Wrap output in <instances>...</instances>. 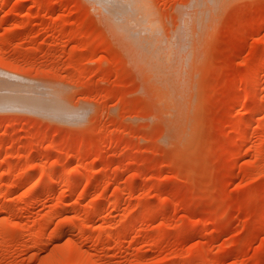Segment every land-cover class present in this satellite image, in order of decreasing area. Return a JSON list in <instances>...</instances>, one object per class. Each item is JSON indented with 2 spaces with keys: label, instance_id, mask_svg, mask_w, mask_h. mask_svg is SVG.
Returning <instances> with one entry per match:
<instances>
[{
  "label": "rangeland",
  "instance_id": "374dc122",
  "mask_svg": "<svg viewBox=\"0 0 264 264\" xmlns=\"http://www.w3.org/2000/svg\"><path fill=\"white\" fill-rule=\"evenodd\" d=\"M96 1L0 0V264H264V0Z\"/></svg>",
  "mask_w": 264,
  "mask_h": 264
},
{
  "label": "bare ground",
  "instance_id": "6f19581e",
  "mask_svg": "<svg viewBox=\"0 0 264 264\" xmlns=\"http://www.w3.org/2000/svg\"><path fill=\"white\" fill-rule=\"evenodd\" d=\"M193 1H195V0H193ZM193 1H192V3H194ZM214 1H215V0H213L212 4H211V2H209V3H210L211 5H214V4H213ZM218 1H219V0H218ZM223 1H225V0H223ZM97 2H98L99 4L102 5V6L99 5V7H102V8H104V9L107 11V12H106L104 9H102V10H104L105 13H109V14H110V16H111L110 18H112V19L114 20V23H115V21H116V22H118V23H120V24H126V26L128 27V30H127L126 27L123 26V27L126 28V30H127V31H126V30L123 31V29L121 30V32L123 33V35H124L125 32L127 33L128 31H130L129 28H131V26H128V25H127L126 21H128V19H126V17L129 18V16H127V15H129V14L131 15V16H130L131 18L133 17L132 14H133L134 11H135V10H133V8L136 6V5H135V6L133 7V5H134L133 3H134V2H132L131 0H97L95 3H97ZM198 2H199V0L197 1V4H199ZM201 2H204V1L201 0ZM206 2H208V1H206ZM221 2H222V0H220V2H218V3L221 4ZM215 3H217V0L215 1ZM195 4H196V3H195ZM195 4H192V6H193V7H198V6L200 5V4H199L198 6H194ZM203 4H204V5H207V4H206L205 2L201 4L202 7H203V10H204V13H205V11H206L208 8L211 9V7H212V6H210V5L208 4V8H207V7L204 8ZM220 4H218V5H220ZM94 5H95V4H94ZM218 5H216V6L218 7ZM97 6H98V4H97ZM97 6H95V7H97ZM209 6H210V7H209ZM95 7H94V8H95ZM199 7H201V6H199ZM214 8H215V7H214ZM99 9H100V8H99ZM135 9H136V7H135ZM194 9H195V8H194ZM197 9H198V8H197ZM197 9H196V10H197ZM200 9H201V8H200ZM210 9H208L207 11L210 12ZM212 9H213V7H212ZM102 10L100 9L99 12L101 13L100 16L102 15V17H103L104 14L101 12ZM192 10H193V8H192ZM213 10H214V9H213ZM132 11H133V13L131 14ZM201 11H202V10H201ZM211 11H212V10H211ZM196 12H197V11L194 10V13L192 12L193 15H194ZM209 12H208L207 14H209ZM190 13H191V11L189 12V14L187 13L185 16L187 17V16L190 15V16H192V19H193V15H191ZM202 13H203V11H202ZM202 13H201V12L198 13V16H199V14H202ZM109 14H108V15H109ZM196 15H197V14H195L194 16H196ZM105 16H106V15H105ZM190 16H189V17H190ZM103 18H104V17H103ZM194 18H195V17H194ZM201 18H203V19H204V22H205V20H206L208 17H207V18H206V17H205V18H204V17H201ZM105 19H106V18H104L103 21H104ZM112 19H109L110 21L107 19L106 21H108V22H113ZM190 19H191V18H189V23H190ZM195 19H196V18H195ZM197 19H199V18L197 17ZM203 19H201L200 21H202ZM125 20H126V21H125ZM130 20H134V19H133V18H132V19H129L128 24H129V22H131ZM137 20H138V19L136 18V21H137ZM139 20H140L139 23L143 22L142 19L139 18ZM183 20H184V19H183ZM186 20H187V19H185L184 21H186ZM193 20H194V19H193ZM106 21H104V23H105ZM136 21L133 22L135 25L138 24V22L136 23ZM184 21H183V22H184ZM197 21H198V20H195V24H196V23H197V24L199 23V25H196V26H198V27L200 26V24H203V23H204V22L201 23L200 21H199V22H197ZM108 22H106V25L108 24V25H107V28L110 27V29H111L112 26H109V23H108ZM114 23H113V26L116 24V23H115V24H114ZM186 23H187V22H186ZM130 24H132V22H131ZM130 24H129V25H130ZM110 25H112V23H111ZM116 25H117V24H116ZM132 25H133V24H132ZM141 25H142V26H146V25H147L146 21L144 22V25H143L142 23H141ZM184 25H185V24H184ZM189 25H190V24H189ZM117 26H118V25H117ZM120 26H121V25H120ZM133 26H134V25H133ZM136 26H137V25H136ZM142 26H140V24H138V27H140V29H138V27H135V26H134V28L132 27L133 30L130 31V32H131V36H132V32H135L137 29H138L139 31L142 30V29H144V28H142ZM186 26H187V25H186ZM186 26H185V27H186ZM118 27H119V26H118ZM183 27H184V26H183ZM198 27H197V28H198ZM112 28H113V27H112ZM121 28H122V27H121ZM135 28H137V29H135ZM187 28L189 29V27H187ZM192 28H193V26H192ZM113 29H114V28H113ZM134 29H135V31H134ZM183 29H184V28H183ZM190 29H191V27H190ZM108 30H109V29H108ZM115 30H116V29H115ZM109 32L111 33V31H109ZM114 32H115V31H114ZM117 32H118V34L116 33V37L118 36V38H120V37H119V35H120L119 32H120V31H117ZM141 32H143V30H142ZM183 32H185V30H183ZM186 32H187V29H186ZM136 33H138V32L136 31ZM111 34H112V33H111ZM133 34H134V35L132 36V38L135 37V35H136V37L139 35V34L137 35V34H135V33H133ZM144 34H145V33L143 32V34H140V35H144ZM112 35L115 36L114 34H112ZM125 35H126V34H125ZM125 35H124V36H125ZM127 35H128V34H127ZM140 35H139V36H140ZM128 36H129V35H128ZM148 36H149V35H147V37L144 36L145 38H143V39L150 38V37H148ZM121 37H122V36H121ZM132 38H131V39H132ZM141 38H142V36H141ZM151 38L153 39L152 36H151ZM155 38H156V37H155ZM155 38H154V39H155ZM121 39H122V38H121ZM121 39H120V40H121ZM123 39H125V40H124L125 43L123 42ZM123 39H122V43H123V44H127V42H129V41H127L128 39L126 40L125 37H123ZM156 39H157V38H156ZM156 39H155V40H156ZM136 40H138V38H137ZM126 41H127V42H126ZM130 41H131V40H130ZM133 41H134V40H133ZM141 41H142V40H140V38H139L138 41H136V42L134 41L133 43H135L134 45H138V44H136V43H137V42L141 43ZM143 41H144V40H143ZM145 41L147 42L148 40H145ZM145 41H144V42H145ZM156 41H157V40H156ZM147 43H148V45H149L150 43H154V42H151V40H150V43H149V42H147ZM147 43L145 44V43L142 42L140 45L144 47V45L146 46ZM128 44H129V43H128ZM128 44H127V45H128ZM156 44H157V43H155L154 46H155ZM127 45H126V46H127ZM129 45H130V44H129ZM148 45L145 47V49L148 47ZM128 47L131 48L132 46L130 45V46H128ZM128 47H127V48H128ZM137 47H138V46H137ZM137 47L134 46V48H136V49L131 48V50H133V52H134V50L137 51ZM139 48H140V47H139ZM152 48H153V44H152ZM156 48H157V45L155 46V48H153V50L156 49ZM149 49H151V47H150ZM149 49L147 48V50H149ZM139 50H140V49H139ZM151 50H152V49H151ZM153 50H152V51H153ZM157 50H158V49H157ZM157 50H155V51H157ZM149 51H150V50H149ZM155 51L153 52V54H156ZM142 52H143V51H142ZM135 53H136V52H135ZM137 53H138V51H137ZM146 53H147V52H146ZM140 54H141V52H140L138 55H140ZM153 54L151 55V57L153 56ZM157 54H158V52H157ZM157 54H156V55H157ZM142 56L144 57V52H143ZM154 56H155V55H154ZM154 56H153V57H154ZM148 57H149V56H147V58H148ZM151 57H149V58H151ZM157 57H158V56H157ZM157 57L155 56L154 58H157ZM144 58H146V55H145ZM149 58H148V59H149ZM261 59H264V56H263ZM261 59H260V61H261ZM260 61H259V62H260ZM262 61H263V60H262ZM262 61H261V62H262ZM148 62H151V61H148ZM152 62H153V61H152ZM154 62H156V60H155ZM263 63H264V62H263ZM150 64H153V63H150ZM258 64H260V63H258ZM258 67H260V66H258ZM154 68H155V67H154ZM154 70H156V68H155ZM8 79H9V78H8ZM4 80H5V79H4ZM4 80H3V81H4ZM3 81H2V82H3ZM12 81H13V80H12ZM3 83H4V82H3ZM11 83H13V82H11ZM7 84H9V82H8ZM4 87H5V86H4ZM7 88H8V87H7ZM9 88H10V87H9ZM1 89H2V88H1ZM5 90H6V89H3V91H4L3 93H5ZM7 90H8V89H7ZM10 90H11V89H10ZM12 90H13V91H11V92L14 93V89H12ZM8 91H9V90H8ZM11 92L8 94V96L11 95V94H13V93H11ZM7 93H8V92H7ZM5 94H6V93H5ZM15 94H16V93H15ZM15 94H14V96H15ZM17 94H18V93H17ZM23 95H24V94H23ZM1 96H2V94H1ZM3 96H4V97H3V100H6V96H5V95H3ZM25 96H26V95H25ZM17 97H18V95H17ZM4 98H5V99H4ZM7 98H9V97H7ZM11 98H12V97H11ZM19 98H21V96H19ZM19 98H17V100H18ZM23 98H24V97H23ZM14 99L16 100V98H14ZM21 101H22V99H21ZM6 102H9V101H5V102H3V104L6 103ZM10 102H11V101H10ZM22 103H24V102H20V104H22ZM1 104H2V101H1ZM1 104H0V105H1ZM3 104H2V105H3ZM10 104H13V103H10ZM6 105H8V104H6ZM44 176L46 177V175H44ZM44 176H42L41 179H42ZM46 178H47V177H46ZM41 179H40V180H41ZM42 180H43V179H42ZM42 180H41L40 182H42ZM34 183H35V182H34ZM38 184H39V183H38ZM28 196H29V195H28ZM26 197H27V196H26ZM27 198H28V197H27ZM77 251H79V249H76L75 252H74V251L72 252V254H74V256L72 255V257H74L73 259L79 263V261H78V257L76 258V255H75V254H77V256H79L80 254L83 255V253H82L81 251H79L80 254H78ZM80 256H81V255H80ZM82 258H83V256L79 257V260L82 259ZM83 259H84V258H83ZM82 261L84 262V260H82ZM82 261L80 260V262H82ZM79 264H80V263H79Z\"/></svg>",
  "mask_w": 264,
  "mask_h": 264
}]
</instances>
